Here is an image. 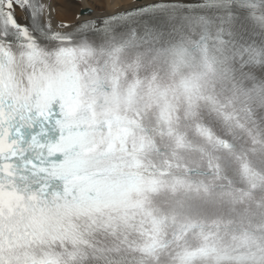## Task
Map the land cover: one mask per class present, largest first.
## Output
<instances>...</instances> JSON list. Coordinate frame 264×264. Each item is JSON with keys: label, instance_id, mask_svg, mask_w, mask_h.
Returning a JSON list of instances; mask_svg holds the SVG:
<instances>
[{"label": "snow or ice", "instance_id": "snow-or-ice-1", "mask_svg": "<svg viewBox=\"0 0 264 264\" xmlns=\"http://www.w3.org/2000/svg\"><path fill=\"white\" fill-rule=\"evenodd\" d=\"M76 2L0 0V264H264V0Z\"/></svg>", "mask_w": 264, "mask_h": 264}, {"label": "bare ground", "instance_id": "bare-ground-1", "mask_svg": "<svg viewBox=\"0 0 264 264\" xmlns=\"http://www.w3.org/2000/svg\"><path fill=\"white\" fill-rule=\"evenodd\" d=\"M89 6H90V0H81L79 2L77 0V2L75 3V5L72 8V12L78 11L82 7H85L86 8V7H89ZM67 18L68 19H71L72 18L71 13L68 15Z\"/></svg>", "mask_w": 264, "mask_h": 264}, {"label": "rangeland", "instance_id": "rangeland-1", "mask_svg": "<svg viewBox=\"0 0 264 264\" xmlns=\"http://www.w3.org/2000/svg\"><path fill=\"white\" fill-rule=\"evenodd\" d=\"M81 1V0H78V2Z\"/></svg>", "mask_w": 264, "mask_h": 264}]
</instances>
